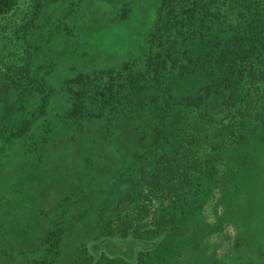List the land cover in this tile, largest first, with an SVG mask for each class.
<instances>
[{"label": "rangeland", "instance_id": "rangeland-1", "mask_svg": "<svg viewBox=\"0 0 264 264\" xmlns=\"http://www.w3.org/2000/svg\"><path fill=\"white\" fill-rule=\"evenodd\" d=\"M10 1L0 13V81L10 84L5 90L0 87V264L44 259L76 264L83 248L114 234L118 196L140 202L146 188L139 182V170H148L155 154L188 141L197 112L168 109L162 94L174 100L197 98L207 80L200 72L184 70L181 78L167 76L164 86L149 90L143 107L96 120L68 119L71 100L64 81L135 58L150 26L154 0H41L33 20L34 0ZM227 21L232 24V17L221 11L218 23L207 25L208 38ZM216 36L218 41L225 34ZM203 46L197 39L189 50L200 52ZM25 61L29 77L36 81L42 77L53 89L41 113L44 90L13 73ZM219 104V97L212 95L203 99L200 110L213 112ZM27 121L26 128L10 139L9 130ZM248 128L253 125L244 130ZM241 150L239 145L213 152L203 171L205 179L195 175L190 190L174 198L180 208L170 209L174 205L170 199L155 201L142 231L153 237L167 220L164 226L172 231L166 241L172 239L173 246L162 256L168 259L165 263L213 264L214 258L227 264L237 256L232 245L241 236L234 221L213 229L223 212L221 196L213 188V168L217 178L223 176L232 168L227 160ZM255 171L251 168L243 175L246 184ZM201 185L206 188L201 190ZM54 231L51 240L47 235ZM253 232L245 236L252 238ZM49 244L52 250L47 253ZM159 253L152 262L146 257L142 261L152 264Z\"/></svg>", "mask_w": 264, "mask_h": 264}, {"label": "trees", "instance_id": "trees-1", "mask_svg": "<svg viewBox=\"0 0 264 264\" xmlns=\"http://www.w3.org/2000/svg\"><path fill=\"white\" fill-rule=\"evenodd\" d=\"M34 1L37 5L31 20L41 5V0ZM10 3V0H0V13ZM153 4L150 26L142 35L135 58H126L105 69L64 81L71 100L66 118L96 120L106 114L114 117L143 107L147 104L145 96L149 90L164 86L167 76L173 80L181 78L184 70L202 73L207 82L197 98L174 100L169 94H162L168 109L184 107L197 112L189 127L188 141L169 152L155 154L151 167L139 170V182L146 188L140 202L118 196L114 203V234L83 248L75 262L146 264L142 261L145 257L152 262L154 255L160 252L162 255L152 264H173L165 263L168 259L162 257L173 246L172 239L166 241L172 231L164 226L167 220L161 222L163 226H159L155 236L143 235L145 220L152 213L155 201L170 199L174 203L170 209L180 208L178 198H174L190 190L195 175L202 174L205 179L203 171L210 164L211 154L226 146L241 145L242 152L227 160L232 168L223 176L217 178L213 168V188L221 196L219 203L223 208L213 229H218L219 223L234 221L241 236L232 245V254L237 256L227 264H264V230L261 232L264 228V0H154ZM223 5L228 7L221 10ZM221 11L224 16L232 17L233 23L224 22L222 29L208 38L207 25L217 24ZM216 34H225V37L217 41ZM197 39L204 42V46L194 53L189 47ZM14 71V75L35 84L34 89L44 90L42 106L38 109L41 113L53 89L44 84L42 77L37 81L29 77L30 67L26 61ZM8 85L0 81L2 89ZM139 94L141 98H136ZM212 95L219 97L217 110H200L203 99ZM28 122L9 130L10 139L17 137ZM247 124L253 128L244 130ZM251 168L256 171L246 178L251 182L246 184L243 175ZM204 188L201 185V190ZM127 208H130L128 214L125 213ZM249 231H255L252 238L245 236ZM55 235L54 231L47 236L54 240ZM48 248L47 253L52 250L50 244ZM35 264H51V260ZM213 264L219 261L213 258Z\"/></svg>", "mask_w": 264, "mask_h": 264}]
</instances>
